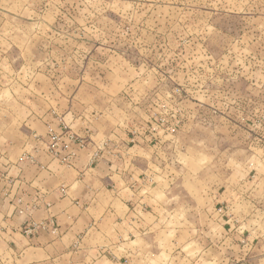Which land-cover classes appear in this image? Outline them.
<instances>
[{
	"label": "rangeland",
	"instance_id": "rangeland-1",
	"mask_svg": "<svg viewBox=\"0 0 264 264\" xmlns=\"http://www.w3.org/2000/svg\"><path fill=\"white\" fill-rule=\"evenodd\" d=\"M51 111L138 179L137 264L264 252V0H0V136Z\"/></svg>",
	"mask_w": 264,
	"mask_h": 264
},
{
	"label": "crops",
	"instance_id": "crops-1",
	"mask_svg": "<svg viewBox=\"0 0 264 264\" xmlns=\"http://www.w3.org/2000/svg\"><path fill=\"white\" fill-rule=\"evenodd\" d=\"M57 116L45 113L39 131L27 125L31 115L18 127L1 128L0 264H137L140 249L133 243L154 227L139 216L138 179L115 173L109 159L92 163L90 148L76 150L71 165L51 155L49 125L63 131ZM27 228L32 231L26 234ZM223 246L212 248L216 264H264L259 249L251 258L256 246L230 257L219 251Z\"/></svg>",
	"mask_w": 264,
	"mask_h": 264
},
{
	"label": "built area",
	"instance_id": "built-area-1",
	"mask_svg": "<svg viewBox=\"0 0 264 264\" xmlns=\"http://www.w3.org/2000/svg\"><path fill=\"white\" fill-rule=\"evenodd\" d=\"M49 150L52 155L58 156V149L63 147H68V143H66L65 139L70 140V142H76L79 146H84V141L79 139L78 136H76L74 133H71L67 126H63L62 133H57L53 129L49 130ZM36 228V225L33 227V229ZM31 228L25 229V233L31 232Z\"/></svg>",
	"mask_w": 264,
	"mask_h": 264
}]
</instances>
